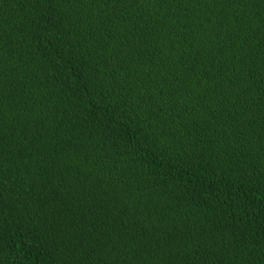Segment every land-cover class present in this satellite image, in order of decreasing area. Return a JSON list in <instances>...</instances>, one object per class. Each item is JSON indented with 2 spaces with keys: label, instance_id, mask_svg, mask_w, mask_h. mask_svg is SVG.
<instances>
[{
  "label": "trees",
  "instance_id": "trees-1",
  "mask_svg": "<svg viewBox=\"0 0 264 264\" xmlns=\"http://www.w3.org/2000/svg\"><path fill=\"white\" fill-rule=\"evenodd\" d=\"M0 264H264V0H0Z\"/></svg>",
  "mask_w": 264,
  "mask_h": 264
}]
</instances>
